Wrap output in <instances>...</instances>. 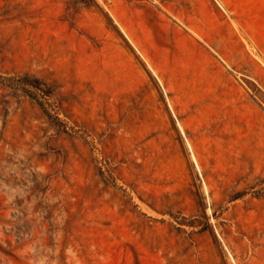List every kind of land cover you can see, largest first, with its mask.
Listing matches in <instances>:
<instances>
[{
	"label": "rangeland",
	"instance_id": "1",
	"mask_svg": "<svg viewBox=\"0 0 264 264\" xmlns=\"http://www.w3.org/2000/svg\"><path fill=\"white\" fill-rule=\"evenodd\" d=\"M0 264H264V0H0Z\"/></svg>",
	"mask_w": 264,
	"mask_h": 264
}]
</instances>
